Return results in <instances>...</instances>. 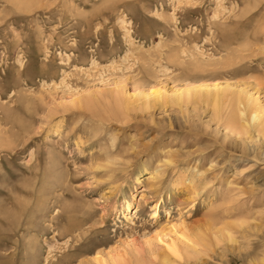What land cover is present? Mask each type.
Segmentation results:
<instances>
[{
    "label": "rangeland",
    "instance_id": "1",
    "mask_svg": "<svg viewBox=\"0 0 264 264\" xmlns=\"http://www.w3.org/2000/svg\"><path fill=\"white\" fill-rule=\"evenodd\" d=\"M252 108L264 0H0V264H264Z\"/></svg>",
    "mask_w": 264,
    "mask_h": 264
},
{
    "label": "bare ground",
    "instance_id": "2",
    "mask_svg": "<svg viewBox=\"0 0 264 264\" xmlns=\"http://www.w3.org/2000/svg\"><path fill=\"white\" fill-rule=\"evenodd\" d=\"M205 87H208V85H206ZM215 88L217 87V84H215L214 86ZM150 94L155 96V97H162V92L160 91H157V90H152L150 91ZM250 96V95H249ZM252 98V97H251ZM249 98V99H251ZM254 100V99H252ZM256 100V99H255ZM249 102V101H248ZM241 104V103H240ZM249 104V103H248ZM239 111V110H237ZM247 111V110H246ZM240 114L239 115H243L244 114V111L243 110H240L239 111ZM238 112V113H239ZM233 113H235L233 111ZM235 115V114H234ZM248 117L250 119V121L253 123V124H256L258 127H260V130L264 129V115L262 114V112L260 110H258L257 108H252L250 111H249V114H248ZM241 121V120H240ZM251 147L252 145H249L248 146V149L251 150ZM169 248V251L170 253H172L175 257H178L180 258L181 255H180V252L179 250L174 246V245H171L168 247ZM187 253V252H186ZM183 257V256H182ZM185 258V257H184ZM188 258V257H187ZM186 258V259H187ZM173 261V258H171V256L169 254H165L164 255V258L161 262V264H171Z\"/></svg>",
    "mask_w": 264,
    "mask_h": 264
}]
</instances>
